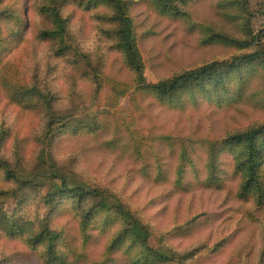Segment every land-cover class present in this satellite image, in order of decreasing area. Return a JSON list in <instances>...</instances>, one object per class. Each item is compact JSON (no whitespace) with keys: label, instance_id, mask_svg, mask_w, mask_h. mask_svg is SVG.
Masks as SVG:
<instances>
[{"label":"rangeland","instance_id":"obj_1","mask_svg":"<svg viewBox=\"0 0 264 264\" xmlns=\"http://www.w3.org/2000/svg\"><path fill=\"white\" fill-rule=\"evenodd\" d=\"M122 1L148 83L229 62L197 86H205L206 94L169 106L137 91L140 81L120 50L113 7H88L86 0H0L6 40L0 160L34 181L24 187L0 174V264H48V232L41 236L46 230L56 234V248L69 263H144L134 245L109 251L118 221L98 226L96 216L84 231L79 200L64 196L45 203L62 188V177L71 186L109 191L106 202L133 211L150 227L151 246L180 264H264V204L256 194L241 196L246 176L236 169L239 155L222 153L219 181L205 178L207 142L224 144L264 125V57L252 65L230 64L264 50V39H252L264 33V0H249V11L242 0ZM53 2L65 24L64 51L40 36L48 24L42 11ZM164 3L177 15L163 12ZM229 76L239 91L232 80L224 83ZM7 80L54 97L55 122L46 110L34 112L13 100ZM13 224L24 229L6 227Z\"/></svg>","mask_w":264,"mask_h":264},{"label":"trees","instance_id":"obj_2","mask_svg":"<svg viewBox=\"0 0 264 264\" xmlns=\"http://www.w3.org/2000/svg\"><path fill=\"white\" fill-rule=\"evenodd\" d=\"M88 7H93L103 2L105 5L111 6L115 9L113 15L114 20L117 21L119 27L116 31L118 36V44L120 50L124 53L125 62L131 68L138 77L140 84L137 87V91L149 96L161 103H166L169 106L179 107L185 105L191 100L197 99V94H206V87L197 88L207 77H214L222 64H226L229 61H214L209 64L185 70L175 76L162 80L158 83L150 84L146 81L144 74V65L139 55L138 45L134 39L133 22L130 15L127 13V3L122 0H86ZM161 2V3H160ZM163 0H157V5L162 4ZM1 3V2H0ZM54 3V2H53ZM243 7L249 11V0H242ZM173 5L169 6L168 3H164L162 10L168 15H177L174 11ZM5 7H0V18L3 17ZM264 12V11H263ZM251 14V13H250ZM264 14V13H263ZM42 16L47 20L48 24L43 27L41 37L56 48V51H64L62 47V40L65 35V24L60 19L59 7L54 5H47L42 11ZM2 35V27L0 25V62L3 60V50L5 49L6 40ZM264 33H253L252 39L256 44H261ZM264 57V50L253 51L238 57L233 58V62L230 64L240 65H252ZM5 62L0 65V70L4 69ZM229 76L224 81H233L235 85L234 89L239 91L240 85L235 82L234 79ZM12 80L4 81L3 84H9ZM231 93H232V88ZM24 82L18 80L13 81L10 84V93L16 102H18L25 109L32 110L34 112L42 113L44 110L51 117L50 123L55 122V114L53 109L52 99L54 97L45 96L40 89L36 87H25ZM188 97V98H187ZM173 99V101H172ZM178 99V100H177ZM174 104V105H173ZM53 118V119H52ZM103 128V127H101ZM193 144V143H192ZM222 145V147H221ZM207 181H219V163L220 156L225 151L238 154L236 158V169L242 172L245 176V182L242 185L241 196L248 197L256 194L257 202L259 205L264 204V125L260 127H254L253 129L236 134L228 139L224 144L223 141H209L207 142ZM20 150V148H18ZM187 152V151H186ZM183 154L185 152L183 151ZM1 172L8 179L17 183L18 185L27 187L34 184L33 180H23L20 178L16 169L8 161L0 160V174ZM20 186V187H21ZM109 191L100 188H87L85 186H71L68 183L66 177H62V188L58 189L56 193L47 195L44 200L47 205L53 204L55 200L63 198L64 196H70L83 203L84 205V219L81 221V226L86 231L93 219L99 216L98 226H104L112 224L114 221H118L120 229L115 233L110 246L109 251L123 247L125 244L129 246L134 245L142 250L144 255L143 264H158L159 261H171L177 260L178 257H167L157 249L151 246L152 232L136 214L127 209L122 203L111 207L106 201L109 196ZM92 200V202H90ZM90 202V203H89ZM99 203L103 204L102 206ZM83 208V207H81ZM114 213H111V211ZM114 214V215H112ZM6 227L17 230L19 232L24 229V224L7 225ZM48 234L44 237L45 233ZM43 234V233H42ZM41 236L45 239L46 250L44 261L48 264H74L69 257H65L59 254L57 250V236L55 233L45 231ZM39 238V236H37ZM41 241V240H40ZM37 243V241H35ZM70 252V251H69ZM181 261H179L180 264Z\"/></svg>","mask_w":264,"mask_h":264}]
</instances>
